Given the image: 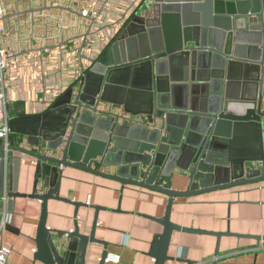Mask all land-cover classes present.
Segmentation results:
<instances>
[{"label": "water", "instance_id": "water-1", "mask_svg": "<svg viewBox=\"0 0 264 264\" xmlns=\"http://www.w3.org/2000/svg\"><path fill=\"white\" fill-rule=\"evenodd\" d=\"M157 32L163 34L157 48L138 52L126 41ZM179 57L181 77L165 67ZM212 58L221 64L208 72ZM82 59L81 92L69 87L44 115L9 119L10 132L22 138L8 148L0 140V209L3 201L10 213L18 199L41 203L35 262L85 264L92 246H101L99 264H107L109 246L96 235L99 214L109 209L61 196L65 170L119 183L121 193L126 186L158 192L168 197L166 213L146 218L164 231L148 255L166 264L172 235L181 229L171 221L177 199L264 182V0H152L108 47ZM238 67L254 76L251 88L235 98L222 83ZM133 86L140 91L131 102L126 95ZM210 88V106L200 105L197 94ZM168 94L171 105L164 104ZM24 158L33 168L30 194L19 192ZM175 183L185 189H174ZM49 200L75 207L73 231L47 228ZM83 208L95 211L89 233L79 221Z\"/></svg>", "mask_w": 264, "mask_h": 264}, {"label": "crops", "instance_id": "crops-1", "mask_svg": "<svg viewBox=\"0 0 264 264\" xmlns=\"http://www.w3.org/2000/svg\"><path fill=\"white\" fill-rule=\"evenodd\" d=\"M125 1L131 0H0L5 13L0 46L10 56L2 83L9 119L44 115L69 87L75 89V95L80 91L75 80L82 75V64L86 65L82 56H97L106 48L108 33L118 29L114 26L117 11L122 10ZM126 41L140 52L162 45L163 34H134L126 36ZM216 43L220 45V38ZM220 64L212 58L205 70L213 72ZM165 67L184 76L180 57ZM232 75L225 76L222 85L224 92L237 98L251 88L254 75L247 67H238ZM139 91L133 86L126 96L133 102ZM211 95V88L200 91L198 103L209 107ZM166 97L164 104L171 105L170 94ZM138 119L142 121L143 117ZM55 121L48 119L46 123ZM21 138L11 133L9 143L16 144ZM19 178V192L30 194L33 168L25 158ZM174 189L182 191L185 186L175 183ZM122 193L119 183L72 169L65 170L60 187L65 199L109 209L99 214L96 237L108 244L109 256L120 260L107 264H155L148 254L164 227L146 217H164L168 197L136 186H126ZM172 209L171 221L181 229L172 235L168 252L171 260L166 264H264V240L245 237H264V182L179 198ZM74 211L70 203L49 200L47 228L73 231ZM78 212L80 223L85 225L83 232L89 233L95 211L83 208ZM0 215L4 219L0 244L12 249L9 262L40 264L34 261V239L42 215L41 203L18 199L12 213L4 203ZM229 232L232 235H227ZM216 234L224 236L218 239ZM103 250L92 246L85 264H99Z\"/></svg>", "mask_w": 264, "mask_h": 264}, {"label": "built area", "instance_id": "built-area-1", "mask_svg": "<svg viewBox=\"0 0 264 264\" xmlns=\"http://www.w3.org/2000/svg\"><path fill=\"white\" fill-rule=\"evenodd\" d=\"M151 1L152 0H131V1H125V3L122 2L123 8L121 11H117L118 12L116 16L117 21L114 24V26L117 27L118 29L116 28L117 30H115L113 33L112 31L108 33L109 37L107 38V45L105 47H108L114 41L116 37V33L119 31L121 26L125 24L129 19H131V16L140 13L142 9L144 10L145 7L147 8L148 4ZM82 15L87 17V14L85 13H82ZM4 17H5L4 8L2 4L0 3V34L4 33V30H5ZM89 56H93V55H89ZM9 58L10 56H8L7 53L0 46V140L5 148H8L11 145V143H9L11 132H10V126L8 125L9 116H8V112L6 108L7 107L6 95L4 91H2V83H3V78H4L3 72L8 67ZM81 77L82 75H80V77L75 80V82L80 86L79 92H81L82 90L81 89ZM3 202L6 203V201H3ZM3 227H4V219L3 217H1L0 237L3 233ZM11 254H12V249L4 246V244L1 243L0 244V264H11L9 262V257ZM119 260L120 259L117 256H108L106 258V262L118 263Z\"/></svg>", "mask_w": 264, "mask_h": 264}]
</instances>
